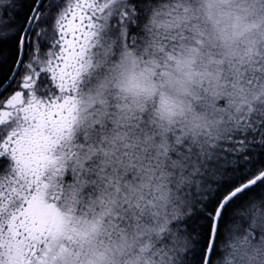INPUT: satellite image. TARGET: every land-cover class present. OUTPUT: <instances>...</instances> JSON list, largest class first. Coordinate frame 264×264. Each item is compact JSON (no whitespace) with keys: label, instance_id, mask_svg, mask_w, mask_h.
<instances>
[{"label":"clouds","instance_id":"1","mask_svg":"<svg viewBox=\"0 0 264 264\" xmlns=\"http://www.w3.org/2000/svg\"><path fill=\"white\" fill-rule=\"evenodd\" d=\"M125 8L93 41L69 128L40 168L39 264H201L191 222L231 165L221 149L264 115V0ZM18 247L0 237V264H27ZM213 252L211 264H264V187L222 216Z\"/></svg>","mask_w":264,"mask_h":264},{"label":"snow or ice","instance_id":"2","mask_svg":"<svg viewBox=\"0 0 264 264\" xmlns=\"http://www.w3.org/2000/svg\"><path fill=\"white\" fill-rule=\"evenodd\" d=\"M121 0H32L28 14L18 21L12 0H0V36H15L14 56L5 69L0 56V158L9 164L0 183V237L9 235L29 253L27 264L46 244L44 223L48 209L39 201L40 168L50 159L73 113V100L86 71L93 41L113 21L131 15ZM44 44L48 47L45 49ZM249 133L256 134L249 136ZM264 145V115L249 119L221 151L232 158L217 186L205 197L196 219L202 234L201 264H211L217 225L228 210L255 185L264 184V166L248 153L250 141ZM264 165V158L259 161Z\"/></svg>","mask_w":264,"mask_h":264},{"label":"trees","instance_id":"3","mask_svg":"<svg viewBox=\"0 0 264 264\" xmlns=\"http://www.w3.org/2000/svg\"><path fill=\"white\" fill-rule=\"evenodd\" d=\"M12 3L14 4V7L11 9L5 8L4 9L5 14L11 11L16 16L18 21H23L24 17L29 12V8L31 7L32 0H12ZM113 23H115V21H113ZM14 41H15V36H12V35L0 36V56H2L4 60L5 69H7L10 66L11 60L14 56ZM43 47L47 49L48 45L44 44ZM252 135H256V134L249 133L250 137ZM227 147H228V144L225 145V149H227ZM248 153L252 154L253 160L257 159V162L259 164V165H256L257 168L264 166L259 163L261 158H264V149H263V145L259 143L258 134H257V138L255 141H250V147L248 148ZM8 164L9 162L6 158H0V177H2L4 174L7 173L6 168ZM259 186L264 187V184H260ZM245 195H247V193L243 194L241 196V199ZM227 213L225 215H227ZM191 223L194 226L199 225V221L196 219V217L193 218ZM214 255L215 253L213 252L211 256H214ZM197 258L199 259V257Z\"/></svg>","mask_w":264,"mask_h":264},{"label":"rangeland","instance_id":"4","mask_svg":"<svg viewBox=\"0 0 264 264\" xmlns=\"http://www.w3.org/2000/svg\"><path fill=\"white\" fill-rule=\"evenodd\" d=\"M9 162V161H8ZM8 173L4 174L2 177H0V183L4 182L5 177L7 176Z\"/></svg>","mask_w":264,"mask_h":264},{"label":"bare ground","instance_id":"5","mask_svg":"<svg viewBox=\"0 0 264 264\" xmlns=\"http://www.w3.org/2000/svg\"><path fill=\"white\" fill-rule=\"evenodd\" d=\"M263 149H264V145H263ZM255 161H257V159ZM257 165H259L258 162H257Z\"/></svg>","mask_w":264,"mask_h":264},{"label":"water","instance_id":"6","mask_svg":"<svg viewBox=\"0 0 264 264\" xmlns=\"http://www.w3.org/2000/svg\"><path fill=\"white\" fill-rule=\"evenodd\" d=\"M0 91H2V89H0Z\"/></svg>","mask_w":264,"mask_h":264}]
</instances>
